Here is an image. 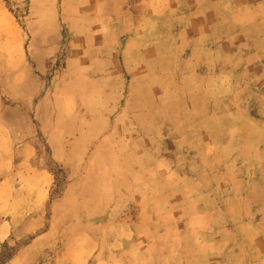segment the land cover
I'll return each mask as SVG.
<instances>
[{"label":"rangeland","instance_id":"obj_1","mask_svg":"<svg viewBox=\"0 0 264 264\" xmlns=\"http://www.w3.org/2000/svg\"><path fill=\"white\" fill-rule=\"evenodd\" d=\"M53 1L0 0V188L7 183L0 190L2 263L16 264L25 254L21 264H60L62 258L72 264L78 248L83 254L93 251L94 241L118 256L131 249L132 264H159L158 257L174 254L175 264L200 259L204 251L191 243L205 237L206 212L220 205L231 210L237 197L255 189L264 199V176L256 182L253 176H211L220 170L235 174L231 158L238 125L250 126L264 113V82H252L254 54L246 33L251 30L239 35L234 27H223L217 38L226 41L227 61L216 53H202L200 59L195 54L198 67L192 68L189 24L176 20L175 10L158 22L148 4L135 9L139 0H127L126 9L136 13L118 20L114 33L108 27L112 21L82 20L77 0L60 18L44 19L45 6L56 5L58 12L63 7ZM191 1L209 4L217 17L236 10L245 16L249 5L236 4L251 2ZM219 24L214 21L216 31ZM93 29L92 43L100 50L88 57L81 48L90 46L84 34ZM158 30L164 34L161 43ZM108 46L117 53L107 52ZM50 127L59 132H46ZM38 170L49 178L46 196L19 197L15 177L22 171L36 176ZM68 188L80 195L79 218L74 211L56 212ZM100 193L106 211L96 215ZM28 204H37L41 226L46 224L37 234L53 227L47 248L32 244L37 235L25 232L29 218H19L18 210ZM244 208L250 219L256 208ZM106 223L101 237L98 227ZM214 236L229 244L222 250L225 259L229 253L233 264H241L236 259L252 260L255 253L241 238L260 241L264 229L229 227Z\"/></svg>","mask_w":264,"mask_h":264},{"label":"crops","instance_id":"obj_2","mask_svg":"<svg viewBox=\"0 0 264 264\" xmlns=\"http://www.w3.org/2000/svg\"><path fill=\"white\" fill-rule=\"evenodd\" d=\"M60 1L61 4H63V7L60 8V12H58L56 5H52V7H44V19L55 20L60 18L59 14L68 12L69 4L70 2L73 3L72 1L74 0ZM126 1L127 0H77L78 6L82 5V7L76 8V11L77 14L81 15L82 20L104 22L112 21V23H109L108 27L110 30L112 29L114 33H116L117 21L122 20L123 18L124 20H127L129 19V15H131L130 18H133L135 15L134 13H136L135 9L141 7L143 4H148V10H150V12L152 13V19L158 22L168 20L170 11L175 10L178 14L176 20L187 21L189 24V26L186 28L187 30L185 31V33L187 32L186 34L188 35L190 40L189 47H191L189 48V53L194 54V56L189 57L188 62V64H192L190 66L194 65L192 68L198 67L199 61L196 57L197 54H199L200 59L202 53H216L220 55L221 62L227 61L226 57L223 55L228 52V49H226V46H224L226 41L217 38L218 33L225 30L223 29V27L226 29L234 27L239 32V35H242L244 30H251L247 31L246 33L248 34L247 37L251 38L252 40L250 51H252V53L254 54L251 66L254 72L252 82L255 84L261 83L262 81L264 82V0H251L250 3H241L240 1L239 4H236L237 6L246 4L249 5L250 9L247 10V15L245 16L243 14H239L240 12L236 10L235 12L231 11L230 13H221L219 17H217L218 15L216 13H209V4H197L192 2L191 0L189 1V3H185L184 1L172 0L173 2H171V4L170 0H139V3L135 5V9L133 8L134 13H131L128 8L126 9ZM54 3L56 4V0H54L52 4ZM166 3H168L167 7ZM65 5L67 6L66 9L64 8ZM185 5H188L187 10L185 9ZM214 21L220 22L219 25L222 26L220 31L215 30L217 25H214ZM233 22H237V24ZM240 23H246V25L239 26ZM156 35L158 37L157 42L161 43L162 41L159 40L164 38V34L158 30L156 31ZM180 35L182 37V32H180L179 36ZM96 36L97 34L95 33L94 29L90 32V34H84V39H86V42H88L87 45L90 46L81 48V52L88 54V57L91 53H96L100 50L97 45L93 46V44L95 43H92L93 41H96ZM215 41H219L220 45L215 43ZM106 51L116 54L117 48L108 46V48H106ZM177 51H180L179 48ZM229 51L231 52L235 50L229 47ZM90 60L86 59L85 61L89 62ZM224 67L227 68L229 66L224 64ZM249 125L250 126L238 125L237 140L235 142V148L233 147L232 153L234 157L232 156L231 158V165L235 167V174L228 172L225 173L220 170L218 173H212L211 176H253V180L255 182L258 178L264 176V113H261L259 119L256 118L252 120V124ZM45 131L48 133L52 131H55L56 133L59 132L53 127H50ZM225 142H222L221 144ZM226 144H228V142H226ZM57 147H61V149L63 148L62 141H59ZM217 147H220V145L218 144ZM216 158L220 159L221 156H216L214 159ZM227 162L228 161H226V159H222V164ZM206 176H210L209 173H207ZM48 179V176H46L44 172L39 170L38 172H36V176H32L31 173H25L24 171H22L19 176L15 177V182H19V185L15 186L16 194L19 197L31 196L36 194L39 196H46L49 188ZM6 184L7 183L2 184L0 190L3 188V185L5 186ZM260 192L261 191L255 189L252 193H249L247 195L242 194L241 197L239 196L241 199L237 197L234 203V207H238H232L231 210L220 205L217 206L219 207L218 209H214L210 214L206 212L204 215L206 217V220H204L205 224L201 226L205 232V237H200L198 238V241H196L195 239V241L192 240V243L190 242L192 245L197 246L198 249L203 250L204 254H202V257H199L200 259H196L193 257L190 258L191 261L188 260V264H197L196 261L200 262V264H233L232 261L234 260L230 258L229 253L227 256V260L225 259L227 254L224 255L222 252V250L227 249V246L229 244H224L220 241L218 242V239H216L214 233L218 230L227 229L229 227L236 229H241L244 227L264 229V199L263 195H261ZM98 198L99 201L96 209L94 210V214L102 215L106 211V199L103 193H100L98 195ZM75 202L76 204H73ZM79 202L80 195L77 193L73 194L72 190L68 188L65 197L61 200V204H57L55 206L56 212L64 216L65 214L69 213L73 215L74 211L77 214L76 216H78L79 218V214L84 213V207L81 206ZM244 205H251L252 207L256 208L253 210L255 213H253L249 217L250 219L246 217ZM237 208L240 210L236 211ZM37 210V204L22 205L18 210V212L20 213L19 218L21 216L29 218V220L26 222L25 232L28 236L30 235L31 237H34L35 234L37 235L32 244H43L47 248L49 245H52L53 242L48 239L50 234H52L50 232L53 227L50 226V231L48 233H46V231L41 235L37 234V232H40L41 228L46 227V224H42L41 226V218L40 215H37L39 213L36 212ZM80 211L82 212L79 213ZM261 212H263L261 218L255 220L256 216H258ZM229 213L231 214L232 219H230ZM75 222L77 226H79V224L83 225L78 219ZM84 226L85 225H83L82 228L85 229ZM106 227L107 223L98 227V229L101 230V237L102 235H105L104 232ZM246 241L248 242L246 243ZM94 242L96 244V247H94L93 251L91 250L88 253L83 254L81 253V249L78 248V250L80 251V256L79 258L76 257L75 260H72V264H88L90 260L93 261V264H132L131 260L133 259V254L131 249L125 248V253H123L122 256H118L114 251H103L100 242ZM61 243L63 244V242ZM245 243L254 245L255 253L250 254L252 260H248L246 258H238L236 259L237 263L240 262L241 264H248L247 262H253V264H264V239L258 241V239L245 240L241 238L240 244L245 245ZM258 245L261 248L256 249V246ZM219 246H221L220 249ZM30 249H32V247H30ZM216 249L220 250L223 256L219 255V258L214 257V253H216V255L218 254L217 252H214ZM237 257L240 256L237 255ZM26 261L27 258L25 254H21L18 259H16L15 263L21 264L22 262ZM160 261H162L161 264H165L164 262H166V264H175V254L170 255L165 259H161L160 257H158L159 264ZM60 264H64V258L60 260ZM140 264H144V262H141Z\"/></svg>","mask_w":264,"mask_h":264},{"label":"trees","instance_id":"obj_3","mask_svg":"<svg viewBox=\"0 0 264 264\" xmlns=\"http://www.w3.org/2000/svg\"><path fill=\"white\" fill-rule=\"evenodd\" d=\"M0 263L3 264L1 259H0Z\"/></svg>","mask_w":264,"mask_h":264}]
</instances>
